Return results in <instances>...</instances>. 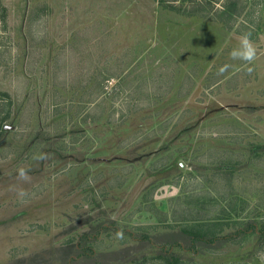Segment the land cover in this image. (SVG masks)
Returning <instances> with one entry per match:
<instances>
[{
    "label": "rangeland",
    "instance_id": "rangeland-1",
    "mask_svg": "<svg viewBox=\"0 0 264 264\" xmlns=\"http://www.w3.org/2000/svg\"><path fill=\"white\" fill-rule=\"evenodd\" d=\"M163 1L0 0V264H264V2Z\"/></svg>",
    "mask_w": 264,
    "mask_h": 264
},
{
    "label": "trees",
    "instance_id": "trees-1",
    "mask_svg": "<svg viewBox=\"0 0 264 264\" xmlns=\"http://www.w3.org/2000/svg\"><path fill=\"white\" fill-rule=\"evenodd\" d=\"M263 0H252L251 5L252 9L248 11H243V4L240 3L238 0L232 1L229 3H225L224 1L220 3V12L227 17H240L241 28L248 29L253 21L252 19H248L252 14L254 13V7L263 3ZM178 10L173 3H165L163 0H157V14H158V20L159 21H168L173 20L175 17L173 16V12H176ZM258 27V25H256ZM245 33H251V38L254 37V33L252 30H247ZM244 33V34H245ZM1 94V93H0ZM7 118L6 115H3L0 117V132H4L6 129L7 124L4 123L5 119ZM190 220H196L195 218H192ZM208 225V226H207ZM206 225V229L201 230L199 228L198 222H194L193 224L189 225V227H184V229H181L185 234H187L191 245H195L196 242L199 243H207L212 242L214 238H216V234L214 229L212 227H209V224Z\"/></svg>",
    "mask_w": 264,
    "mask_h": 264
},
{
    "label": "clouds",
    "instance_id": "clouds-1",
    "mask_svg": "<svg viewBox=\"0 0 264 264\" xmlns=\"http://www.w3.org/2000/svg\"><path fill=\"white\" fill-rule=\"evenodd\" d=\"M251 33H245L239 38L238 46L230 52V58L233 60H240L245 62L248 65H251L254 61H256L258 57L257 47L254 45L252 40L250 39ZM230 65H223L218 69V74H223L228 70ZM248 72L251 73L253 68L249 67ZM38 159H44L43 155L37 157ZM18 179L23 181H29L30 177L28 176L27 171L24 168H20L18 171ZM27 195V193L20 189L18 190V196L23 197Z\"/></svg>",
    "mask_w": 264,
    "mask_h": 264
},
{
    "label": "crops",
    "instance_id": "crops-1",
    "mask_svg": "<svg viewBox=\"0 0 264 264\" xmlns=\"http://www.w3.org/2000/svg\"><path fill=\"white\" fill-rule=\"evenodd\" d=\"M194 87L195 86H193V87L190 88V90L188 91L189 92V95L184 96V99H189V98L192 97L191 96V93L196 90V88H194Z\"/></svg>",
    "mask_w": 264,
    "mask_h": 264
}]
</instances>
